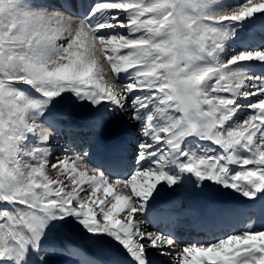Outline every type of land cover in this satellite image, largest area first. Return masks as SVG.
Segmentation results:
<instances>
[{
    "label": "snow or ice",
    "instance_id": "6c2138e0",
    "mask_svg": "<svg viewBox=\"0 0 264 264\" xmlns=\"http://www.w3.org/2000/svg\"><path fill=\"white\" fill-rule=\"evenodd\" d=\"M56 254L264 264V0H0V264Z\"/></svg>",
    "mask_w": 264,
    "mask_h": 264
},
{
    "label": "bare ground",
    "instance_id": "6f19581e",
    "mask_svg": "<svg viewBox=\"0 0 264 264\" xmlns=\"http://www.w3.org/2000/svg\"><path fill=\"white\" fill-rule=\"evenodd\" d=\"M228 2H233V0H228ZM110 75H111V73H110ZM62 140H64V139H62ZM63 142L64 143L62 144V146L63 145L66 146L65 140ZM49 174L51 175L52 173H49ZM184 219L185 220H189L190 217L185 216ZM148 227H149V230H155V228H157L159 226L156 223L155 225H151L150 224ZM182 232L184 233V239H189V238H194L195 237L194 232L191 231V230L184 229V230H182ZM60 242H61V237L59 235H55V236L52 237L51 243L53 245H58ZM56 255L58 256L59 254H56ZM61 256H63L61 259L55 258V260H52L51 264H76V260L78 259L75 256H68V255H61ZM155 259L157 260V262H159V260H160L159 257H156Z\"/></svg>",
    "mask_w": 264,
    "mask_h": 264
},
{
    "label": "rangeland",
    "instance_id": "374dc122",
    "mask_svg": "<svg viewBox=\"0 0 264 264\" xmlns=\"http://www.w3.org/2000/svg\"><path fill=\"white\" fill-rule=\"evenodd\" d=\"M64 140H58V141H56V142H54L55 143V147H56V150H57V155H59V153H60V150H62V149H64L65 148V146L63 145L62 146V144L64 143L63 142ZM60 146V147H59ZM51 173V172H50ZM63 256H61V255H53L52 257H51V261L52 260H55V258H58V259H61Z\"/></svg>",
    "mask_w": 264,
    "mask_h": 264
}]
</instances>
